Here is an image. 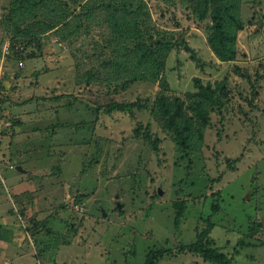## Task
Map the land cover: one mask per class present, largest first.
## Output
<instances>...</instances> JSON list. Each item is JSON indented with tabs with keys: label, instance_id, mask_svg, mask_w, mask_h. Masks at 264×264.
Wrapping results in <instances>:
<instances>
[{
	"label": "rangeland",
	"instance_id": "rangeland-1",
	"mask_svg": "<svg viewBox=\"0 0 264 264\" xmlns=\"http://www.w3.org/2000/svg\"><path fill=\"white\" fill-rule=\"evenodd\" d=\"M144 1L152 33L173 42L166 90L88 81L97 31L12 49L0 0V264H144L150 250L157 264H216L183 251L209 224L204 242L231 264H264V0L230 1L244 24L234 62L208 44L216 1ZM195 78L223 89L184 149L156 101L184 100Z\"/></svg>",
	"mask_w": 264,
	"mask_h": 264
},
{
	"label": "trees",
	"instance_id": "trees-1",
	"mask_svg": "<svg viewBox=\"0 0 264 264\" xmlns=\"http://www.w3.org/2000/svg\"><path fill=\"white\" fill-rule=\"evenodd\" d=\"M201 1L217 3L212 11L214 22L208 37L210 48L221 61H236V35L244 25L238 15V3L230 2L236 0ZM5 13L1 23L5 31L9 33L10 30L12 34V49L20 41L39 47L42 38L49 34L70 48L73 40L97 31V37L90 42L93 51L90 59L98 71L86 72L84 75L88 81H96L101 76L107 84L121 83L123 90L139 81L158 83L162 90L168 87L164 69L173 42L152 33L144 0H9ZM200 18L203 19L204 14ZM28 57L34 56L29 54ZM194 85L197 90L187 93L184 100L175 98L171 101L162 94L156 101L155 119L184 149H190L191 143L202 137L209 123V113L220 106L217 89H223L222 85L218 88L204 85L198 78L194 79ZM181 213L179 205L175 224ZM45 223L42 222L41 227ZM211 229L209 224L183 251L216 264H231L226 254L210 246L209 240L204 242L203 238ZM159 258L157 251L150 250L144 264H157Z\"/></svg>",
	"mask_w": 264,
	"mask_h": 264
},
{
	"label": "water",
	"instance_id": "water-1",
	"mask_svg": "<svg viewBox=\"0 0 264 264\" xmlns=\"http://www.w3.org/2000/svg\"><path fill=\"white\" fill-rule=\"evenodd\" d=\"M185 50H187L192 56H194L195 58H197L196 52L190 48L188 45L184 46ZM16 169L20 172H25L20 166H17ZM160 191V190H158ZM159 194H161V191L159 192Z\"/></svg>",
	"mask_w": 264,
	"mask_h": 264
},
{
	"label": "crops",
	"instance_id": "crops-1",
	"mask_svg": "<svg viewBox=\"0 0 264 264\" xmlns=\"http://www.w3.org/2000/svg\"><path fill=\"white\" fill-rule=\"evenodd\" d=\"M2 242V241H1ZM6 242V241H5ZM9 244H11V245H13V247H15V248H17V247H19V250H21V246H22V244H20V243H16V242H14L13 240H12V242H10V241H7ZM20 244V245H19ZM5 248H6V246H5ZM4 248V246H0V249H1V251H2V253H6V249ZM5 251V252H4ZM17 256H20V255H17ZM16 256V257H17Z\"/></svg>",
	"mask_w": 264,
	"mask_h": 264
}]
</instances>
